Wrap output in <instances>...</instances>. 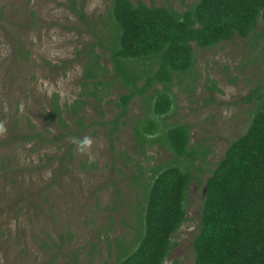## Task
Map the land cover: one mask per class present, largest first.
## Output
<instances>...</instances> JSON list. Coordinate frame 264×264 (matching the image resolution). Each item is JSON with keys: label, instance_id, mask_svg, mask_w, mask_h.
I'll use <instances>...</instances> for the list:
<instances>
[{"label": "rangeland", "instance_id": "374dc122", "mask_svg": "<svg viewBox=\"0 0 264 264\" xmlns=\"http://www.w3.org/2000/svg\"><path fill=\"white\" fill-rule=\"evenodd\" d=\"M76 1L77 13L67 0H0V264H113L119 246L137 243V218L151 178L171 165L193 179L185 220L172 235L164 264H194L205 180L264 98V23L259 20L247 38L208 49L192 44L189 71L136 94L115 124L119 96L131 86L114 78L110 0ZM130 1L181 13L197 0ZM94 56L99 65L92 72L106 69L97 84L84 78ZM154 68L148 59L130 64L142 77ZM160 91L172 99L164 116L152 111ZM75 100L85 101L79 113L83 131L66 112ZM55 101L68 130L91 138L86 152L69 147L70 137L49 139L58 133L49 123ZM147 121H155L157 130L139 144L135 130ZM181 124L190 127L192 160L150 142ZM33 130H49V140L23 139Z\"/></svg>", "mask_w": 264, "mask_h": 264}, {"label": "trees", "instance_id": "16d2710c", "mask_svg": "<svg viewBox=\"0 0 264 264\" xmlns=\"http://www.w3.org/2000/svg\"><path fill=\"white\" fill-rule=\"evenodd\" d=\"M67 3L68 9L77 13V1ZM110 16L116 24L110 48L114 78L124 86H131L128 93L119 96L120 111L114 122L117 124L126 116L136 94L143 96L153 85L170 84L175 75L189 71L194 61L192 44L208 49L235 37H249L259 20L264 23V0H197L181 13L140 1L133 4L130 0H110ZM147 59L155 68L145 70L144 77L130 69L132 61ZM98 62L94 56L87 63L86 83L88 80L100 83L95 79L104 75L106 69L102 67V73L94 74L92 70ZM141 79L143 84L137 87L136 82ZM251 99L249 95L247 100ZM153 100L154 115L164 116L171 110L172 99L168 94L156 92ZM84 105V100H75L66 108L67 113L77 118L79 131H83L79 113ZM49 123L58 130L49 138L54 142L78 137L79 131L68 130L57 101L51 106ZM156 130V122L147 121L141 130H135L136 141L141 144ZM48 133L51 132L42 134L33 130L23 139L46 143ZM189 134L190 127L181 124L169 127L161 138L150 142L159 141L178 159L192 160ZM192 179L189 171L173 165L151 178L144 208L137 218L141 228L136 234L137 243L119 246L113 264H164L172 235L185 220L186 196ZM193 252L194 264H264V98L244 134L230 143L205 180Z\"/></svg>", "mask_w": 264, "mask_h": 264}, {"label": "clouds", "instance_id": "9594fccd", "mask_svg": "<svg viewBox=\"0 0 264 264\" xmlns=\"http://www.w3.org/2000/svg\"><path fill=\"white\" fill-rule=\"evenodd\" d=\"M71 142L76 146V150L79 152H86L92 144L91 138L86 135L83 137H72Z\"/></svg>", "mask_w": 264, "mask_h": 264}]
</instances>
